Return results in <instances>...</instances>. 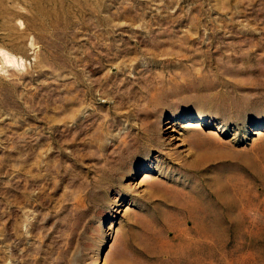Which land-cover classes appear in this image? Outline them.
I'll list each match as a JSON object with an SVG mask.
<instances>
[{"label": "rangeland", "instance_id": "rangeland-1", "mask_svg": "<svg viewBox=\"0 0 264 264\" xmlns=\"http://www.w3.org/2000/svg\"><path fill=\"white\" fill-rule=\"evenodd\" d=\"M0 264H264V0H0Z\"/></svg>", "mask_w": 264, "mask_h": 264}]
</instances>
